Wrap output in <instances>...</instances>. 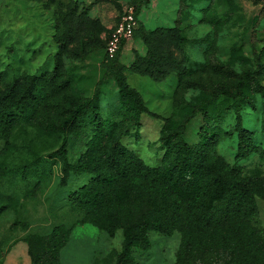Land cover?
Listing matches in <instances>:
<instances>
[{"label":"rangeland","instance_id":"374dc122","mask_svg":"<svg viewBox=\"0 0 264 264\" xmlns=\"http://www.w3.org/2000/svg\"><path fill=\"white\" fill-rule=\"evenodd\" d=\"M138 4L134 35L122 46L116 69L140 92L148 113L137 124L135 110L125 107L115 79L108 77L96 86L100 116L118 123L117 134L127 130L122 143L149 167L161 165L165 142H185L200 144L243 179L264 177L260 89L250 80L242 97L215 92L223 85L237 95L247 70H255L264 87V0H0V87L50 74L57 62L59 81L70 82L56 104L49 94L28 124L0 128V264H30L52 229L62 225L71 232L61 264H115L122 230L110 238L93 225H78L83 213L69 199L94 177L72 169L94 127L82 117L70 121L65 133L58 130L74 99L92 95L103 76L108 36L124 9ZM154 48L163 72L171 66L179 72H167L161 81L134 72L136 57L149 60L148 49ZM239 147L243 158L236 159ZM184 156L192 159L195 152ZM255 201L264 233V200ZM149 242L146 251L132 250L128 264L176 263L177 233H150Z\"/></svg>","mask_w":264,"mask_h":264},{"label":"trees","instance_id":"16d2710c","mask_svg":"<svg viewBox=\"0 0 264 264\" xmlns=\"http://www.w3.org/2000/svg\"><path fill=\"white\" fill-rule=\"evenodd\" d=\"M140 7L138 4L135 8L136 16ZM121 48L112 60L107 59L104 48L102 78L90 98L74 99L69 116L59 126L58 131L63 134L70 121L81 122L79 119L85 117L94 127L84 152L72 166L75 173L94 175L87 185L69 196L71 203L83 213L77 224L93 225L110 238L122 230L123 245L115 264H128L134 248L148 250L149 234L154 232L179 235L181 244L175 264H264V233L255 201V197L264 200V177L243 179L239 171L203 150L200 144L185 142H165L161 165L149 167L122 143L127 130L117 134L118 123L103 119L98 105L94 107V103L98 104L96 86L113 77L123 104L135 110L136 123H140L141 115L148 113L138 90L116 69ZM148 54L149 60L136 57L131 66L140 76L161 81L167 72H179V67L173 66L163 72L162 61L156 59H162L158 48L148 49ZM255 73V70L245 72L243 80L237 83V95L223 85L216 87L215 92L236 99L242 97L243 85L253 80L264 97V87ZM60 77L61 66L57 62L50 74L21 82L15 80L0 87V128L28 124L31 113L49 94L56 104L59 94L70 86L69 80L60 82ZM166 121L160 129L161 136ZM65 142L60 149L64 160ZM238 149L236 159L243 158L240 154L243 149ZM191 152H195L194 158L184 156ZM146 204L150 206L142 212ZM70 232L71 228L64 225L54 227L43 252L31 255L30 264H61L60 252Z\"/></svg>","mask_w":264,"mask_h":264},{"label":"built area","instance_id":"2783aa9c","mask_svg":"<svg viewBox=\"0 0 264 264\" xmlns=\"http://www.w3.org/2000/svg\"><path fill=\"white\" fill-rule=\"evenodd\" d=\"M137 24L134 6H128L124 9L118 24L108 36L105 44V55L108 60L115 58L120 47L130 41L133 37Z\"/></svg>","mask_w":264,"mask_h":264},{"label":"crops","instance_id":"0c3cea01","mask_svg":"<svg viewBox=\"0 0 264 264\" xmlns=\"http://www.w3.org/2000/svg\"><path fill=\"white\" fill-rule=\"evenodd\" d=\"M124 44H125V43H124ZM124 44H123V45H124ZM123 45H122V46H123ZM139 93H140V92H139ZM140 95H141V94H140ZM142 99H143V98H142ZM143 101H144V100H143ZM144 102H145V101H144ZM145 105H146V102H145ZM146 107H147V105H146ZM141 116H142V115H141ZM140 119H141V117H140Z\"/></svg>","mask_w":264,"mask_h":264}]
</instances>
